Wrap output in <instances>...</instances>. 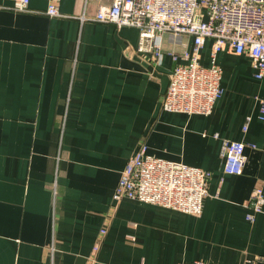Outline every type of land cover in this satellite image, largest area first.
<instances>
[{"label": "crops", "instance_id": "crops-1", "mask_svg": "<svg viewBox=\"0 0 264 264\" xmlns=\"http://www.w3.org/2000/svg\"><path fill=\"white\" fill-rule=\"evenodd\" d=\"M110 3L61 0L64 16L49 17L46 0L26 11L0 0V264H87L97 239L94 264H264V205L246 219L252 190L264 192V76L224 50L210 114L162 110L180 45L163 34L158 64L138 50V28L81 20ZM222 139L245 144L239 174L223 172ZM141 143L209 172L200 215L112 199Z\"/></svg>", "mask_w": 264, "mask_h": 264}, {"label": "built area", "instance_id": "built-area-1", "mask_svg": "<svg viewBox=\"0 0 264 264\" xmlns=\"http://www.w3.org/2000/svg\"><path fill=\"white\" fill-rule=\"evenodd\" d=\"M61 0H46L44 13L49 17L64 16L59 10ZM29 0H13L15 11H26ZM81 20L109 23L115 27L134 26L139 30L138 50L149 51L155 63L164 55L161 36L166 34L178 51L169 50L175 65L160 100L162 110L186 114H210L222 95V69L218 53L229 51L246 54L251 60L254 77L264 76V0H111L100 5L92 16L82 14ZM186 38V40H185ZM191 39V51L187 49ZM211 40L209 64L200 63V52ZM179 59L184 62H177ZM259 118L264 119V95L256 97ZM245 129V127H244ZM217 136V134H214ZM245 144L222 139L223 172L239 174L245 161ZM209 172L183 162L153 156L141 143L127 160L113 191L115 202L129 198L156 204L187 214L200 215L203 199L208 194ZM264 192L255 187L248 199L246 219L252 222L263 211ZM104 229L100 231L101 234ZM99 239L87 256L94 264ZM261 259H244L237 264H255ZM178 264H208L201 259Z\"/></svg>", "mask_w": 264, "mask_h": 264}]
</instances>
